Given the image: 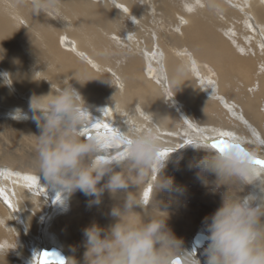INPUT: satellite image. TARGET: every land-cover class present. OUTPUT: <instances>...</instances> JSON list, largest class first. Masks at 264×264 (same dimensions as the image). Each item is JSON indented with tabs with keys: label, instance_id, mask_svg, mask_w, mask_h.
Instances as JSON below:
<instances>
[{
	"label": "bare ground",
	"instance_id": "6f19581e",
	"mask_svg": "<svg viewBox=\"0 0 264 264\" xmlns=\"http://www.w3.org/2000/svg\"><path fill=\"white\" fill-rule=\"evenodd\" d=\"M220 4L211 12L207 0H59L48 15H33L18 0H0V73L13 82L0 80V264H31L36 254L39 264L53 249L82 264L83 230L115 222L108 213L118 201L107 191L100 205L80 191L66 210L56 202L33 167L40 130L9 115L17 108L29 113L31 97L69 83L100 125L85 129L88 135L105 124L110 134L126 131L133 112L141 128L159 123L162 153L170 154L161 174L173 178L174 189L154 197L148 183L143 198H155L168 227L204 264L205 218L222 206L227 186L213 190L198 179L190 164L206 152L189 145L193 136L209 146L240 141L264 155V0ZM181 60L192 80L174 92L166 76ZM75 73L105 79L81 84ZM162 86L174 103L159 98Z\"/></svg>",
	"mask_w": 264,
	"mask_h": 264
},
{
	"label": "clouds",
	"instance_id": "9594fccd",
	"mask_svg": "<svg viewBox=\"0 0 264 264\" xmlns=\"http://www.w3.org/2000/svg\"><path fill=\"white\" fill-rule=\"evenodd\" d=\"M18 3L28 7L33 15H48L58 7L59 0ZM207 8L219 12L220 0H207ZM190 76V65L181 60L166 79L176 92L180 85L192 80ZM72 78L81 84L105 79L91 78L87 73H75ZM0 80L5 86H12L8 72L0 73ZM173 97L166 87H161L159 98L174 103ZM29 113L17 108L9 115L15 120L31 119L40 130L39 135H33V167L46 181V189L56 191V202L66 210L67 201L77 191L92 198L90 205H100L106 191L118 201L108 213L114 223L107 228L93 224L83 230L82 264H201L168 227L167 213L160 211L154 198L156 193L174 189L173 178L161 174L170 154L162 155L159 123L152 121L150 126L141 128L133 121V112L125 120L126 131L119 129L113 136L105 129L89 137L85 129L98 121L70 83L47 95L31 97ZM200 139L193 136L189 145L204 150L206 155L190 167L199 169L197 177L206 187L218 190L227 186L222 206L205 218L204 264H264V167L257 163L264 160V155L245 150L240 141L230 143L239 148L228 147L220 152ZM212 175L215 180L209 179ZM148 183L153 185L151 202L142 194ZM245 186L256 190L239 195ZM133 187L135 191L130 190ZM36 257L37 254L31 264H36ZM62 262L81 264L57 251H44L39 259V264Z\"/></svg>",
	"mask_w": 264,
	"mask_h": 264
},
{
	"label": "snow or ice",
	"instance_id": "6c2138e0",
	"mask_svg": "<svg viewBox=\"0 0 264 264\" xmlns=\"http://www.w3.org/2000/svg\"><path fill=\"white\" fill-rule=\"evenodd\" d=\"M95 127L97 129L100 128V125L99 124H96ZM103 128L106 129L108 132H111V129L108 128V125H103ZM87 134V133H86ZM117 133H112L113 136H115ZM88 135V134H87ZM91 135H89L90 137ZM210 146L213 148V149H216L217 151H220V152H223L225 151L228 147H240L239 145H232L230 144L229 142L225 141V140H219V142H210ZM243 150V149H241ZM162 155H164V153H162ZM258 164H260L262 167H264V160H258L257 161ZM150 191V190H149ZM145 197H147V193H145ZM63 264V262H62Z\"/></svg>",
	"mask_w": 264,
	"mask_h": 264
},
{
	"label": "rangeland",
	"instance_id": "374dc122",
	"mask_svg": "<svg viewBox=\"0 0 264 264\" xmlns=\"http://www.w3.org/2000/svg\"><path fill=\"white\" fill-rule=\"evenodd\" d=\"M35 177H36L35 179H38V176H35ZM250 187H251V186H245V188H246V190H247L248 192H250ZM248 192H247V193H248ZM11 228H12V226H11ZM16 239H17V236H16ZM0 248H2V247L0 246ZM196 249H197V248H196ZM53 251H56V250L53 249ZM37 259H38V258L36 257V261H37ZM32 261H33V257H32Z\"/></svg>",
	"mask_w": 264,
	"mask_h": 264
}]
</instances>
